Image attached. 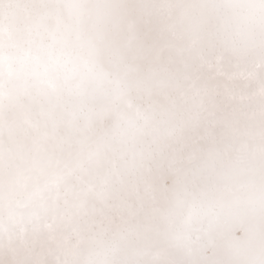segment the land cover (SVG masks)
<instances>
[{
    "label": "snow or ice",
    "instance_id": "snow-or-ice-1",
    "mask_svg": "<svg viewBox=\"0 0 264 264\" xmlns=\"http://www.w3.org/2000/svg\"><path fill=\"white\" fill-rule=\"evenodd\" d=\"M0 264H264V0H0Z\"/></svg>",
    "mask_w": 264,
    "mask_h": 264
}]
</instances>
